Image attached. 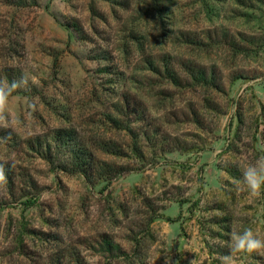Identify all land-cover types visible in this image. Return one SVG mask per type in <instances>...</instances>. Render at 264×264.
<instances>
[{"label":"rangeland","instance_id":"rangeland-1","mask_svg":"<svg viewBox=\"0 0 264 264\" xmlns=\"http://www.w3.org/2000/svg\"><path fill=\"white\" fill-rule=\"evenodd\" d=\"M22 79L0 264H220L232 231L264 238V186L236 184L264 157V0H0V87Z\"/></svg>","mask_w":264,"mask_h":264},{"label":"clouds","instance_id":"clouds-1","mask_svg":"<svg viewBox=\"0 0 264 264\" xmlns=\"http://www.w3.org/2000/svg\"><path fill=\"white\" fill-rule=\"evenodd\" d=\"M20 83H27L25 80L20 82L12 81L8 87H0V112L7 104L8 97L20 86ZM4 180L3 169L0 168V181ZM243 183L250 195L258 196L264 186V157L254 162H250L242 171L240 181H236L237 187ZM229 252L221 257L220 264H237L238 254H260L264 255V238H261L251 228H245L242 232L232 231L228 244ZM168 264V261H165ZM195 264V262H193Z\"/></svg>","mask_w":264,"mask_h":264},{"label":"trees","instance_id":"trees-1","mask_svg":"<svg viewBox=\"0 0 264 264\" xmlns=\"http://www.w3.org/2000/svg\"><path fill=\"white\" fill-rule=\"evenodd\" d=\"M82 171V170H81Z\"/></svg>","mask_w":264,"mask_h":264}]
</instances>
